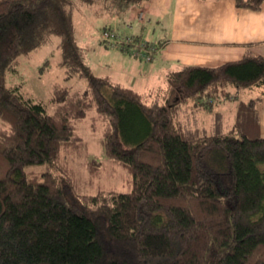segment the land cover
I'll return each mask as SVG.
<instances>
[{"label": "trees", "instance_id": "trees-1", "mask_svg": "<svg viewBox=\"0 0 264 264\" xmlns=\"http://www.w3.org/2000/svg\"><path fill=\"white\" fill-rule=\"evenodd\" d=\"M144 1L0 0V264H264V56L181 64L165 85L143 90L96 74L75 32L78 13L99 5L119 14ZM235 5L260 11L264 0ZM52 35L66 74L87 84H55L50 112L9 75ZM233 87L248 100L238 99L230 129L218 121L207 133L180 117L183 106L212 112L239 98ZM93 110L127 189H76L77 123ZM107 166L82 168L92 185ZM208 170L227 178L225 191Z\"/></svg>", "mask_w": 264, "mask_h": 264}, {"label": "rangeland", "instance_id": "rangeland-1", "mask_svg": "<svg viewBox=\"0 0 264 264\" xmlns=\"http://www.w3.org/2000/svg\"><path fill=\"white\" fill-rule=\"evenodd\" d=\"M225 2L226 0H200L197 3L193 0H145L119 14L108 13L102 6L92 5L78 13L80 18L75 19V32L79 43L87 48V63L96 74H108L116 79L119 75L131 76L133 72L141 73L139 69L143 67L152 68V76L145 78L146 83L149 81L151 83L146 86L157 87L165 85L169 69L185 63L181 59L183 54L187 52L188 56L193 52L196 54L195 50L206 49L189 40L198 34V30L204 27L209 19L213 21L222 15L229 16ZM145 5L149 8L147 9ZM144 6L146 11L143 10ZM218 26L219 30L221 27L231 28L232 23L224 21L223 26ZM105 31L108 34H105ZM191 31L193 32L190 34ZM58 43L59 37L52 35L43 47L29 55L20 56L17 72L9 75V82L17 85L22 94L43 102L50 112L54 110L50 98L55 84L82 89L87 84L84 78L69 77L66 74L65 68L61 65ZM194 61L196 60L193 59V63H196ZM218 65L221 64H212ZM135 67L138 70H134ZM229 91L232 95L238 94L239 98L217 103L212 112L205 108L193 109L190 106H183L180 117L189 120L194 126L199 120L198 125L204 126L207 133H213V127H216L214 125L218 121L223 127L230 129L231 122L235 120L238 99L247 96L242 91L236 93L237 89L234 87ZM95 115L94 110L89 111L86 118L77 123V131L84 138V147L82 153L75 155L70 161L76 170V189L89 193L107 190L111 186L127 189L126 186H122L120 172L116 174L113 171L112 162L104 152L102 145L104 126L99 119H94ZM2 126L0 120V127ZM260 133L264 136V129H260ZM92 159L105 163L108 168L106 167L107 171L104 170L91 185L82 165H86ZM52 166L57 167L58 171L62 169L60 163ZM211 175L216 179L220 190L225 191L227 178L220 179L212 173Z\"/></svg>", "mask_w": 264, "mask_h": 264}, {"label": "crops", "instance_id": "crops-1", "mask_svg": "<svg viewBox=\"0 0 264 264\" xmlns=\"http://www.w3.org/2000/svg\"><path fill=\"white\" fill-rule=\"evenodd\" d=\"M193 1L197 3L200 0ZM225 3H227L226 5L228 6L229 16L222 15L220 18H214L213 21L209 19L208 23L198 30V34L192 37L193 39H190L189 42L202 45V47L206 49L195 50L196 54L193 52L188 56L187 52L183 54L181 59L185 62L184 64H202L201 66H212V64L219 63L223 64L229 61L242 59L247 51L264 56V6L262 10L253 12L249 9L237 8L235 0H226ZM145 6L143 10L146 11L149 6H147V9ZM224 21L231 22L232 27L222 28L221 26L224 25ZM210 22H212V24H210ZM218 25H220L221 30H219ZM193 31H191L190 34ZM192 58L196 60L194 61L196 63H193ZM150 67L151 66H149V68ZM144 68L145 67L139 69L141 73L133 72L131 76L126 74L123 76L119 75L117 78L126 81L127 84L133 85L137 89H146L148 88L146 84L151 82L149 81L146 83L145 78L152 76V68ZM134 70H138L137 67H135ZM241 99L248 100V96ZM240 100L237 102V107ZM216 104L214 106H216ZM235 120L231 122L230 128L233 126ZM260 120L261 130H263L264 99L260 105Z\"/></svg>", "mask_w": 264, "mask_h": 264}]
</instances>
